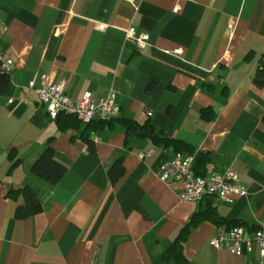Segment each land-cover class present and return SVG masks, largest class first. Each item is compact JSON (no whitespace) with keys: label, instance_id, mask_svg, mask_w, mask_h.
Instances as JSON below:
<instances>
[{"label":"crops","instance_id":"1","mask_svg":"<svg viewBox=\"0 0 264 264\" xmlns=\"http://www.w3.org/2000/svg\"><path fill=\"white\" fill-rule=\"evenodd\" d=\"M0 25V48L16 65L0 95V264H176L161 258L209 208L264 227V84L255 81L264 71V0H0ZM43 74L66 82L73 99L113 96L122 118L190 145L200 174L236 171L246 194L180 200L161 179L178 153L128 137L119 121L90 131V152L82 135L96 122L61 131L28 87ZM48 144L67 167L57 185L31 173ZM121 157L125 175L112 184L108 172ZM25 186L42 212L18 220L24 197L7 195ZM221 227L204 221L192 231L188 264H264L258 247L243 256L213 249Z\"/></svg>","mask_w":264,"mask_h":264},{"label":"built area","instance_id":"2","mask_svg":"<svg viewBox=\"0 0 264 264\" xmlns=\"http://www.w3.org/2000/svg\"><path fill=\"white\" fill-rule=\"evenodd\" d=\"M6 31L5 25H0V34ZM15 62L6 57L0 48V69L11 75L15 70ZM66 82L51 84L48 76L43 74L39 83L30 82L28 87L33 89L45 107L51 119L60 114L73 115L81 123H92L95 120L108 121L120 115V105L113 96L95 99L90 93L82 98L73 99L66 93ZM152 116V112H148ZM155 150L141 154L142 158L152 156ZM194 156L184 157L176 154L161 166V179L179 189V198L182 201L200 202L205 198L214 197L220 202H232L236 195H245L246 190L240 175L227 168L223 172H214L209 177L197 175L193 168ZM215 250H228L239 256L251 253L255 247L259 248L260 258L264 260V227L253 230L238 226L218 228L210 241Z\"/></svg>","mask_w":264,"mask_h":264},{"label":"trees","instance_id":"3","mask_svg":"<svg viewBox=\"0 0 264 264\" xmlns=\"http://www.w3.org/2000/svg\"><path fill=\"white\" fill-rule=\"evenodd\" d=\"M255 81L258 85L264 84V71L259 70L257 72ZM10 83V75L6 74L1 71L0 69V95H4L6 89ZM158 84V80L153 79L147 86V90L150 91L151 89L155 88ZM119 104V103H118ZM120 105V104H119ZM121 108V106H120ZM206 111H204V116ZM57 122L59 129L61 131H65L69 128L78 127L81 122L77 120V118L73 115L67 114H60L56 119H53ZM119 121L126 130V135L129 136H137L141 139H149L155 145H164L165 147H173L174 150L179 154H182L184 157L192 156L193 155V148L187 143L168 138L162 131H157L156 128L150 123L147 122L145 124H140L135 120L122 118L121 116V109L120 115L118 117L112 118L108 121H100L95 120L96 124H89L88 128L82 135V139L85 143H87L89 151L95 152L96 145L93 140L90 139L89 134L90 131H98L105 126L111 125L112 122ZM92 126V127H91ZM15 153L13 150L10 152V159L12 160L13 164L11 170H13L19 164L20 160H17L15 157ZM200 160L202 158L205 160V157L198 156ZM196 156H194V171L197 175L203 176L197 170L196 166ZM67 172V167L61 164L56 158V151L48 144L43 153L39 156V158L33 163L31 167V173L48 182L51 185H57L61 182L64 175ZM125 175V168H124V159L123 157L117 159L108 172V177L112 184L118 183L120 179H122ZM19 195L24 197V201L21 204H18L15 211V218L18 220H25L28 219L36 214L42 212V206L38 199L36 192L29 186H25L21 189H11L8 192V197L10 199H16ZM204 221L212 222L216 225H224L227 224L229 229L243 226L237 222H228L223 216L219 214L216 208H209L206 210L198 211L192 219L186 224L179 234L177 235L176 239L174 240L173 245L169 249V251L161 258L164 262H174L176 264H188L190 260L184 254V245L188 240L189 235L192 233L194 229H196L200 223ZM251 230L255 228H249Z\"/></svg>","mask_w":264,"mask_h":264}]
</instances>
